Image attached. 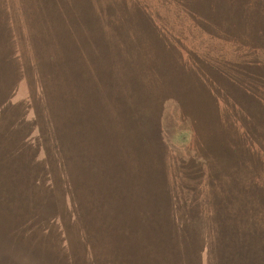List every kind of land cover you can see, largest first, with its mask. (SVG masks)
I'll use <instances>...</instances> for the list:
<instances>
[{"label": "rangeland", "instance_id": "1", "mask_svg": "<svg viewBox=\"0 0 264 264\" xmlns=\"http://www.w3.org/2000/svg\"><path fill=\"white\" fill-rule=\"evenodd\" d=\"M10 1L13 8L16 0ZM77 5L93 19V39L81 44L82 35L73 43L77 17L70 34H56L62 48L54 66L63 87L51 92L49 82L51 95L33 94L40 82L18 80L15 68L32 74L35 62L0 61V72H12L8 80L0 77V264H67L61 196L46 183L45 159L39 175L33 173L29 130L12 119L28 102L45 107L47 116L50 103L62 110L56 128L68 125V141L77 146L66 175L84 206L101 214L102 223L135 231L113 239L124 264H264V44H257L264 0ZM3 8L0 0V34ZM11 15L18 38L30 37L27 50L44 47L50 63L52 49L31 17L14 9ZM73 59L83 64L78 75ZM38 65L43 77L45 64ZM75 79L80 100L72 108L66 94L74 93ZM73 109L76 122L67 115ZM33 113L27 104L26 116ZM82 179L85 189L77 184ZM25 206L34 215L26 217ZM79 240L70 244L81 253Z\"/></svg>", "mask_w": 264, "mask_h": 264}, {"label": "trees", "instance_id": "2", "mask_svg": "<svg viewBox=\"0 0 264 264\" xmlns=\"http://www.w3.org/2000/svg\"><path fill=\"white\" fill-rule=\"evenodd\" d=\"M2 1L4 5V13L6 14L1 24L3 26V31L0 34V51L3 55H0V61H5L7 63H11L12 59L13 61H34L36 65L34 64V71L32 74H29L24 67H21L20 70L15 68L17 78L18 80L24 78L26 81L30 78L32 82L33 80L35 83L40 82L39 86L36 84L33 86V94L39 92L43 96H46L48 93V95H51L47 88L49 82L51 85V92L55 91V86H64V78L59 72L58 67L54 66L55 53L62 48V44L58 41V38L55 37L56 34L59 32L64 35L70 34L71 31L75 29L73 28V23L75 22L74 17H77L79 28L76 34L77 40L73 43H79L82 35L83 38L81 44H84L85 42L86 45L92 43L91 39H93V37L91 34L94 28L93 19L87 14L83 13L85 16L81 15L82 13L79 12L77 0H66L67 2L65 0H16L13 8L10 4V0ZM209 5L214 6L212 3ZM13 9L19 16L20 14H22L23 17L29 15V17H31L29 20L31 24L29 21H26L27 24L34 26L39 32H42L45 35L43 40L44 45L52 49L50 52V63L46 60L44 47L40 53H30L23 44L30 37L27 34H20L18 38V35L15 34L16 26L11 15ZM45 30L47 31V34ZM78 37H80L79 41ZM261 37L262 39H260L257 44H264V34H261ZM2 46L6 48L7 52H3ZM73 49L75 52H78L77 46L75 47L73 45ZM79 59L82 60L81 58ZM40 62L45 64L46 71L43 74V77L42 73L38 70V63ZM83 63L87 65L86 61ZM77 65L80 66L83 64H79L78 59H73L71 66L78 75L79 67ZM47 67L52 68V70L48 72ZM11 74L12 72H10V70L5 69L0 72V77L8 80L10 79ZM42 81H45V83ZM72 87L74 93L66 94V102L70 107L74 108L76 105L79 106L80 100V96L75 93L76 79L73 82ZM49 101H51V99L48 100V102ZM27 104L28 106L34 107L33 118H28L26 116ZM27 104L25 103L22 107H17L16 110L19 119L16 117L12 119L19 120L21 123V125H16L14 122L16 126H21V128L29 130L26 138L34 144L33 157L35 158L31 162L34 169L33 173L39 175L44 166L41 160L45 159L47 177L49 178L46 183L52 192L61 196L57 201V204L64 206V208L62 210H57L60 211L59 214L64 221L63 227L60 223L61 230L63 231L62 234L64 239H68L65 243V261L67 264H78L77 260L83 258L81 264H124L123 255L119 253L121 246L116 245V241L113 239H129V233H135V231L132 229L128 230V227L125 225L112 227V224L107 225L102 223L99 218L101 214L99 217L95 215L94 212H91L90 207H87L86 205L84 206L85 201L76 196L75 191L79 187H76V185L69 181L70 174H66L71 171V166L67 167V163L71 162L69 159L73 158L71 154L77 146L71 145L68 141V125L63 124L56 128V125L58 124L56 118L62 113V110H57L56 107L50 103L51 110L47 116L45 115V107L41 109L37 104L32 102H28ZM8 108L12 107H7L6 109ZM8 112L10 113L11 110ZM77 112V110L73 109V111L67 113V115L71 114L72 122L79 120ZM9 113H7V116L11 115ZM30 119L35 123H32L33 127L29 122ZM73 125L74 124H70V126ZM6 138L7 135L2 137L4 141H7ZM66 149L68 150L67 154L64 153V150ZM90 171L94 172L93 169ZM77 184L78 186L82 185L83 189L87 188L84 179L78 181ZM87 184L90 186L88 182ZM98 185L100 188L104 185V182L98 183ZM75 202L80 203L79 209L77 210L73 207ZM90 202L91 201H89L88 204ZM23 212L26 214V217L34 215L33 208L29 206H25ZM87 212L91 215L90 217ZM56 218L57 216L53 217L52 221L56 220ZM136 228L138 230L137 226ZM70 239H80L78 242L80 244L81 253L78 252V245L76 248L72 249ZM116 249L117 252L113 253L112 250ZM176 255L179 256L180 260L182 256L179 254ZM167 262L168 258L165 257L164 263ZM127 264H129V262H127Z\"/></svg>", "mask_w": 264, "mask_h": 264}]
</instances>
